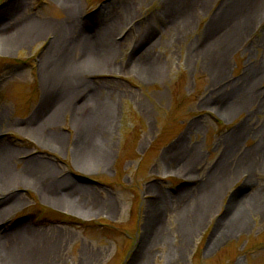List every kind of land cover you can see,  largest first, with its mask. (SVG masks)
<instances>
[{
    "label": "rangeland",
    "instance_id": "374dc122",
    "mask_svg": "<svg viewBox=\"0 0 264 264\" xmlns=\"http://www.w3.org/2000/svg\"><path fill=\"white\" fill-rule=\"evenodd\" d=\"M221 1L0 0V32L24 35L36 23L42 30L67 23L77 58L83 51L99 54L97 40L114 51L113 66L89 68L83 75L96 97L111 104L113 114L105 127L108 134L95 142L89 157L79 158L75 149L82 142L73 123L81 114L74 109L48 118L47 131L63 136L60 146L40 140L37 131L22 125L42 102L64 103L56 102L53 88L45 94L42 69L51 35H34L10 48L0 35V146L16 150L10 154L17 155L12 162L16 170L30 155L52 163L71 182L66 188L73 189L69 197L75 199L74 206L50 203L35 184L0 189V199L16 194V203L0 220V261L26 244L37 264H264V152L255 151L256 145L264 146V106L256 98L264 94V0H254L257 7L241 27L243 40L226 55L223 75L230 80L229 90L232 81L246 76L249 64L259 68L249 78L255 100L236 109L230 100L219 105L216 95L215 103L209 101L217 74L204 53L191 52ZM151 35L154 42L146 43ZM137 47L149 48L160 71L145 77L135 68H121L136 62L141 54ZM96 61L101 63L100 56ZM82 93L87 91L74 90L65 99L75 104ZM86 106L89 115L95 105ZM244 121L253 130L239 137L238 150L225 149L226 135ZM178 143L183 151L176 159L166 151ZM103 148L111 151L106 163L100 161ZM226 152L228 171L234 174L215 192L211 207L206 194L212 189L205 181L215 179V189L222 180L221 173L210 176ZM255 161L259 163L251 167ZM243 195L259 202L246 212L241 207L244 218L227 235L223 226L231 210L226 208ZM154 214L155 227L150 223ZM24 229L35 232L34 239L23 235ZM216 235L220 240L213 243Z\"/></svg>",
    "mask_w": 264,
    "mask_h": 264
},
{
    "label": "bare ground",
    "instance_id": "6f19581e",
    "mask_svg": "<svg viewBox=\"0 0 264 264\" xmlns=\"http://www.w3.org/2000/svg\"><path fill=\"white\" fill-rule=\"evenodd\" d=\"M221 4L222 10L221 12H219L221 9ZM221 4L219 6V11L215 12L217 14H215V18L206 31L203 40L198 47L194 46L191 52L193 53L194 51L197 56L200 55L199 53H204L205 60L209 62L210 65H212L213 70L217 74L214 80L216 81L217 85L216 92L214 95L209 97V101L215 103L216 100L219 105H223L228 100H230L231 104L235 105V107H233L232 109H236L241 108L242 106L245 107L247 105L246 103L251 104L253 103L252 101L255 100V95L253 94L254 86L253 88L251 87L253 85V82L249 78L252 77V74L254 72L256 74L259 68L255 64H249V68H247L248 73L245 77H242L240 78L241 80H239V82H242V84H240L238 81H232L234 82V86L233 88H230L231 90H229L228 87L230 85V80L228 79L227 75H223L224 67L227 66L226 55L228 54L229 50H231L232 46L243 40L244 35L241 27L245 25V23L247 24L253 8L257 7V2H254V0H222ZM239 16H241V18ZM174 18H177V15H174ZM243 18H245L244 22ZM36 25L37 27L35 29L31 28V33H25L24 35L21 33L9 32L5 28L6 31L0 32V35L2 36V42L6 48H10L14 45H17V43L21 41L25 43L27 39L34 35L35 39L38 38V36L39 38H41L44 33V37H46L47 35H51L47 44L50 47V51L47 54L48 57L46 58L44 62V68L42 69L45 75V86L47 88L45 90V94L49 96L47 93H50L49 90L53 88L54 92L52 94L58 95L59 99L56 102L63 101L64 103L59 105H57V103H54L50 105L43 100L44 102H42L39 108L31 115L29 122H25L24 124H22L23 128L28 130L30 128L32 131H37L40 134V140L52 143L55 146H60L63 142V136L58 132L47 131V128L51 127V123L49 122L48 118L58 116L64 109L65 111L66 109L68 111L72 109V114L74 109V114H81L79 116V119L74 120L73 124L77 130V137H79L80 141L82 142V146L80 145L81 147L79 149H75V152L79 158L86 156L89 157L92 149L95 147V142L99 144L101 142L100 138L103 137V134H108L107 128L105 129V127L109 125L107 121L112 117L113 111L111 110V104L109 105L108 102H106L105 98L101 101L96 97L93 86L86 83L83 75L85 70L87 71L88 69L89 71V68L102 67V69H106V67L113 66L111 62V57L114 55L112 46L108 44L105 45L103 42L97 40L96 46L102 45V47L96 48V53L99 54L83 51L79 58H77L76 54L75 56L72 54L75 52L72 51V37L68 36V30L71 31V28L67 25V23L64 24L65 26H62V24L59 23H52L50 24L51 26L46 25L45 27H47V29L45 30L40 29L42 25L39 26L37 23ZM153 40L154 38L151 35L150 39L147 40L146 43L154 42ZM72 41H76V39H73ZM82 41L83 40L81 39L80 43H82ZM90 42L92 43L90 44V46L94 45V41L92 39L90 40ZM150 45H148L149 48ZM149 48L147 47L145 48V50H142L143 48H140L138 50L137 47L135 52L139 51L138 53L141 54L135 59L136 62L133 64L132 62L127 63L124 66H121V68H135L145 77H151L157 69V71H160V68H158L154 64V61L151 59L152 56L150 51H148ZM211 49L212 52H209ZM99 56L101 58L100 64H98V62L96 61L97 57ZM67 86H70L71 88L67 90ZM58 90H60L61 92H58ZM74 90H78V92L87 91V93H82L79 95L78 98L80 99V101L77 100V103L75 104L69 101V99H65L69 96V93L73 92ZM213 96L216 97L215 100ZM256 98L259 106H264V94L256 96ZM89 104H94L95 106L89 112V115H86V105ZM2 118L3 117L0 116L1 120ZM244 122L240 127L235 128L233 132H230L226 135L225 141L227 142V147L225 149L232 148V146L236 148L239 142V137L243 135V132L253 130V126H251V128L249 129L246 125V122ZM179 144L180 143L168 149L166 153L172 155L174 158H176L179 154H182L183 150ZM105 148H103L104 150L101 151V163H106L110 157L111 151ZM236 149L238 150V148ZM255 151L264 152V146L259 147L258 145H256ZM12 153L16 154V150L14 148L8 147L6 145L0 146V189H9L13 186L15 187L17 185H20L21 183L35 184L38 185L41 189L39 194L43 198L47 199L50 203L53 202L58 205L67 204L74 206L75 199L73 197H69L72 196L71 191L73 189L71 188L69 190L66 188L67 186L71 187V182L69 183V180L67 178H61L59 176L57 168L52 163L37 159L36 156L30 155L26 159H24L22 169L16 170L13 168L12 162L15 160L17 155L11 156ZM226 153L227 154L224 153L222 157L220 156L221 158H219V162L214 167L212 176H210L211 180V178L214 177V173H221L222 180L220 179L217 181L215 189V179L214 183V180L210 182L205 181L207 185L210 183L209 189H212V192H210L211 194H206L207 201H209L207 205H211V207L213 205L212 197L215 192L221 190L222 186H224L223 188H225V186L229 182V179L234 174V170L228 171V165L226 161H228L229 158L226 157H228L229 153ZM258 163L259 162L256 161L253 162L251 164V167L256 166ZM249 183H251V181ZM238 192H240V190ZM15 195V193H10L0 199V220L5 219V213L7 212V210H9L8 208L16 203V199L14 197ZM245 195H243V197ZM243 197L242 199H240L238 204H235V206L234 204H229L226 208V210H231L229 218L224 222L223 226L227 230V235L232 229L236 228L238 222H240L244 218L241 207H246V212L250 210V208H256L255 203L257 204V202H259L257 197L253 198V196L251 195L245 196L244 198ZM107 208L109 209L108 211H110V207ZM151 210L150 212H152ZM195 210L198 209L196 208ZM71 211L76 212L74 210V207L71 208ZM153 217V219H150V223L155 227L154 224H156L155 221L158 215L154 214ZM22 224V222L19 223L20 226ZM244 226L245 225H242L241 227ZM24 230L27 231V229ZM27 232L22 233L23 235L30 236L34 239L35 232H28L29 234ZM36 232L40 233L41 231L38 230ZM25 240L29 241V238L25 237ZM219 240L220 237L219 239H217L216 235L212 242L218 243ZM18 249L23 250L14 252V255H12L11 259L7 260V258H5L4 261H0V264H37L38 259L28 254L29 249L26 244H19Z\"/></svg>",
    "mask_w": 264,
    "mask_h": 264
}]
</instances>
